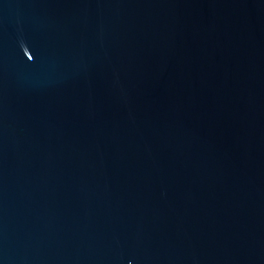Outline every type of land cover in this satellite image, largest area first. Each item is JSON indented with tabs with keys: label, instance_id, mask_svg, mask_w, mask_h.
<instances>
[{
	"label": "water",
	"instance_id": "1",
	"mask_svg": "<svg viewBox=\"0 0 264 264\" xmlns=\"http://www.w3.org/2000/svg\"><path fill=\"white\" fill-rule=\"evenodd\" d=\"M0 264H264V0H0Z\"/></svg>",
	"mask_w": 264,
	"mask_h": 264
}]
</instances>
